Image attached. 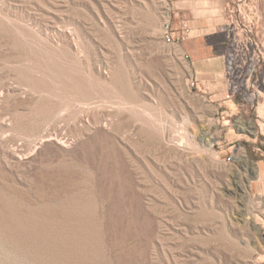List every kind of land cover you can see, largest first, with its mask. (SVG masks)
I'll return each instance as SVG.
<instances>
[{
	"label": "rangeland",
	"instance_id": "rangeland-1",
	"mask_svg": "<svg viewBox=\"0 0 264 264\" xmlns=\"http://www.w3.org/2000/svg\"><path fill=\"white\" fill-rule=\"evenodd\" d=\"M174 1L0 0V264H264V0Z\"/></svg>",
	"mask_w": 264,
	"mask_h": 264
},
{
	"label": "crops",
	"instance_id": "crops-1",
	"mask_svg": "<svg viewBox=\"0 0 264 264\" xmlns=\"http://www.w3.org/2000/svg\"><path fill=\"white\" fill-rule=\"evenodd\" d=\"M206 3H209V7L207 8H201L204 4L202 0H175L174 1V14L178 16H189V15H199V17L190 18L189 20H184L186 23H192L193 29H198L201 26V29H212L216 27L214 24L217 23V17L215 14H217V5L218 0H210L206 1ZM212 33V32H211ZM192 36H197L195 33L192 34ZM211 41H209L208 45H214L215 42L212 41V38H210ZM219 66L223 64L222 61H219L217 63ZM204 66V65H203ZM205 67V66H204ZM221 68V66H220ZM202 72H204L202 70ZM260 171L261 176L264 177V164H260Z\"/></svg>",
	"mask_w": 264,
	"mask_h": 264
},
{
	"label": "built area",
	"instance_id": "built-area-1",
	"mask_svg": "<svg viewBox=\"0 0 264 264\" xmlns=\"http://www.w3.org/2000/svg\"><path fill=\"white\" fill-rule=\"evenodd\" d=\"M169 27H170V23L168 22V24H167V28L169 29ZM166 39H167L168 41H173V39H174V35L171 34L169 30H167V33H166Z\"/></svg>",
	"mask_w": 264,
	"mask_h": 264
},
{
	"label": "bare ground",
	"instance_id": "bare-ground-1",
	"mask_svg": "<svg viewBox=\"0 0 264 264\" xmlns=\"http://www.w3.org/2000/svg\"><path fill=\"white\" fill-rule=\"evenodd\" d=\"M49 136H50V135H49ZM41 141H42V143H43L45 140H44V139H42ZM13 155H15V153H13ZM16 155H17V154H16Z\"/></svg>",
	"mask_w": 264,
	"mask_h": 264
}]
</instances>
